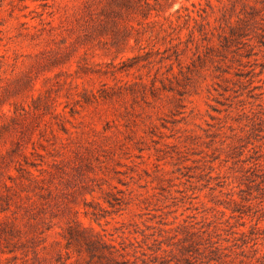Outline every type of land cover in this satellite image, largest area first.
<instances>
[{"label":"rangeland","instance_id":"374dc122","mask_svg":"<svg viewBox=\"0 0 264 264\" xmlns=\"http://www.w3.org/2000/svg\"><path fill=\"white\" fill-rule=\"evenodd\" d=\"M244 1L0 0V264H138L124 237L163 218L264 252V130L238 109L264 72L237 73L262 69L264 4L212 48Z\"/></svg>","mask_w":264,"mask_h":264},{"label":"trees","instance_id":"16d2710c","mask_svg":"<svg viewBox=\"0 0 264 264\" xmlns=\"http://www.w3.org/2000/svg\"><path fill=\"white\" fill-rule=\"evenodd\" d=\"M130 1V0H125ZM247 10L244 15L240 17L237 22L231 24L230 33L226 34L222 39L220 45H214L212 48H216V51L222 59L228 56V50L230 49L233 42H241L242 38L246 35L245 31L251 20V17L255 16L262 10L260 3L264 4V0H254L253 3L249 1H244ZM249 8V9H248ZM247 43V55L252 57L253 55H258L263 52L264 49L260 51H253L255 48L254 44L249 41ZM249 42V43H248ZM242 54V52H236ZM207 56H209L207 54ZM237 58V56H236ZM204 59V57L202 58ZM240 64H246L242 59H239ZM203 61V60H202ZM216 69L221 71L229 70V68H224L222 61L217 60ZM251 62V60H249ZM252 64V63H251ZM264 72V62L262 63V69L257 71L256 68H249L247 71L237 72L240 76L247 77L248 80L252 76ZM254 100H250L252 105L247 108L246 101H244L242 106H239V112L242 115L247 116L250 120L249 125H251V132L263 131L264 130V97L256 94H250ZM257 104L260 107H256ZM263 123V125H262ZM20 146H15L9 150V154L12 155L20 150ZM260 160H254L250 167L256 170V174L263 177L261 182H264V167ZM10 190H13L12 185L9 186ZM18 193V191H13ZM14 193V194H15ZM240 208H235L236 211ZM196 216V215H191ZM176 220H170L163 218L160 223L163 226L159 227V230L155 232L147 233L143 232L142 237L134 236L124 237L123 242L126 243L124 248L128 250L131 247L138 256H141L142 262L138 264H261V258L264 255L260 252V248L257 246V237H253L251 240L245 238V236L240 237L243 239L242 243L235 242L232 244L228 243L231 241L230 237H226L225 241L222 242L220 238L216 237V230L213 228L210 221L204 222L197 219L184 218V221H180L175 224ZM260 218H257L255 222L252 223L253 233L261 230L262 225L260 224ZM171 225V226H168ZM1 229L8 230L6 225H3ZM14 224H11L9 230H14ZM240 234L246 235V231H235ZM72 234V233H71ZM74 236V234H72ZM254 241V242H251ZM102 243L100 239L90 238L87 240L89 245L93 246L95 243ZM105 242V240H103ZM106 245H111L110 243ZM236 247L241 248L238 251ZM120 250V248H118ZM263 254V255H262ZM175 262L173 263L172 261ZM119 263H122L119 260Z\"/></svg>","mask_w":264,"mask_h":264}]
</instances>
